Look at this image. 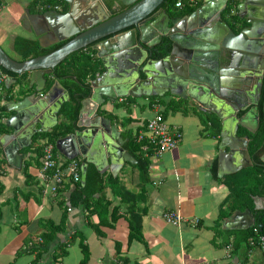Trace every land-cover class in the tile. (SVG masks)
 Instances as JSON below:
<instances>
[{
  "label": "crops",
  "instance_id": "0c3cea01",
  "mask_svg": "<svg viewBox=\"0 0 264 264\" xmlns=\"http://www.w3.org/2000/svg\"><path fill=\"white\" fill-rule=\"evenodd\" d=\"M207 1H210L211 8H215V4L219 2L188 0L189 6L200 4L199 7ZM98 2L103 6L102 0H71L72 5L67 0H62L54 7L49 6L48 0H0V46L13 59L23 61L25 55L33 49L22 46L19 40H27L43 48L69 40L60 36L59 25L48 16L49 11L66 13L72 7L77 15L82 12L92 14ZM219 7L222 8L221 5ZM239 12L242 13L235 8L237 15ZM220 20L233 27L231 18L224 17L223 11ZM86 49L92 51L100 67L96 51L91 47ZM28 57L30 59L33 56ZM2 69L0 264H264L262 246L253 243L252 239L248 243L244 241L249 230L258 225L257 213L264 211V195L256 192L257 183L253 185L254 191L250 198L241 197V200L233 204L227 201L229 186H232L234 180L248 181L245 180V175L247 177L246 173H251L253 159L249 154L251 163L245 162V167H241L238 153L233 154L234 159L228 157L229 166H225L223 162L220 164L219 161L224 126L230 132L238 127L236 135L248 138V133L253 132L241 125L237 118L251 129H258L259 125L257 126L253 115L247 112L248 108L240 110L236 116L226 113L228 111L224 109L222 117H219L215 112L190 106L188 100L172 98L169 93H164L163 96L149 95L140 98L130 95L116 99L104 97V102L95 110L96 104L91 99L86 100L88 97L85 98L81 103L82 106L84 104V120L94 121V110L97 116L108 119L109 124L115 127L116 139H113L112 133L110 137L103 131L102 136H106L115 146L120 143L124 152L131 157L126 156L115 167L116 163L109 157V151H105V145L88 151V157L77 156L81 161L82 185L85 184L88 173L99 174L105 180L109 176L118 180L112 186L103 188L101 193L92 195L86 202L87 205L82 202L78 206H71L69 194L73 184L66 182L59 195L53 196L40 181L41 155L35 150L40 145L51 144L56 154L67 158L57 148V142L70 135L73 130L52 142L46 133L62 129L64 123L71 126L66 121L67 114L63 112L65 108H73L69 96L56 111V119H43L45 112H42L36 119L26 123L25 128L15 137L7 139V134L13 132V128L7 125V120L16 114L8 106L28 95L17 89L28 74H7ZM103 72L104 70L98 69L96 77L90 83ZM44 77L48 89L56 79L49 74ZM59 82L61 84L60 80ZM65 92L67 93L66 90ZM151 96L157 97L153 98L154 102ZM180 102L185 106L182 107ZM241 112L243 113L240 115ZM157 113L163 114L171 129L182 133V139L173 150L160 156L151 154L148 177L144 179L136 167L132 145L128 141L129 136L135 137L139 130H145L147 121ZM127 119L129 123L125 125ZM260 122L259 115L258 124ZM35 126L42 127L45 131L30 138L26 132ZM11 147L18 148L20 157L15 163L6 156V152L9 156L10 153L5 150ZM224 150L228 151V148ZM261 162L264 165L262 160ZM83 164L85 173H82ZM235 166L234 170L239 168L232 171ZM238 176H242L241 179ZM92 205L96 209L92 210ZM176 211L183 217L179 226L167 223L163 217L166 212ZM139 218L140 234L129 238L130 221H137ZM195 219L198 223L193 225ZM54 225L59 227L58 231L54 229ZM50 229L55 232L52 238L49 236ZM59 253H62V257Z\"/></svg>",
  "mask_w": 264,
  "mask_h": 264
},
{
  "label": "water",
  "instance_id": "95a60500",
  "mask_svg": "<svg viewBox=\"0 0 264 264\" xmlns=\"http://www.w3.org/2000/svg\"><path fill=\"white\" fill-rule=\"evenodd\" d=\"M67 1L72 5L71 0ZM237 1H241L236 4L237 10L242 11L237 15V25L241 27L238 33L220 20L228 0H219L215 8H211L210 1H207L191 14L178 17H171L163 10L164 0H102L103 6L96 3V12L92 14L82 12L77 15L72 7L66 13L49 11L48 16L59 25L60 36L69 39L65 44L24 61L13 59L0 46V69L28 74L17 87L28 95L8 106L16 114L7 120L13 132L6 138L15 137L26 123L42 112H45L43 119L57 118L56 111L68 100V94L56 77L46 89L44 75L55 76L54 69L59 63L87 47L96 51L104 68V72L91 82V96L86 99L96 104L95 110L104 102V97L116 99L130 95L140 98L169 93L188 100L190 106H199L202 111L215 112L219 117H222L224 109L236 116L237 112L248 108L247 112L253 115L258 126L257 106L264 94V0ZM163 37L168 40L163 48L167 53L165 56H161L162 51L156 47ZM156 54L161 57L157 58ZM95 110L89 112L94 113V121L84 120L83 104L76 128L57 142V148L65 157L72 159L88 157V151L105 145V151H109V157L118 167L126 156L131 155L124 152L120 143L115 146L102 136L103 131L109 136L112 133L116 139L117 133L109 120L97 116ZM238 120L249 131H255ZM37 123L43 127L38 120ZM42 127L29 128L26 133L32 138L45 131ZM237 130L238 127L230 132L223 127L220 164L223 162L229 166L227 159L233 158L234 153L239 154L241 167L246 166L245 162L251 163L248 152L250 139L238 137ZM226 147L228 151L224 150ZM17 149L5 150L10 153L9 156L6 152V156L12 163L20 157ZM261 160L264 163V153ZM84 165L82 173L86 172ZM235 168L232 171L239 167Z\"/></svg>",
  "mask_w": 264,
  "mask_h": 264
},
{
  "label": "trees",
  "instance_id": "16d2710c",
  "mask_svg": "<svg viewBox=\"0 0 264 264\" xmlns=\"http://www.w3.org/2000/svg\"><path fill=\"white\" fill-rule=\"evenodd\" d=\"M48 1L50 2L49 4L50 7H54L58 3L62 2V0H48ZM176 2L177 0H164L162 6L165 7L166 10L177 9L178 13L180 14H190L193 11H195L200 5L198 4V5L189 6L188 0H185L184 6L178 9L176 7ZM236 4L237 3L234 0L228 1L223 11V16L230 17L232 23L238 22L237 14L235 13ZM240 29L241 27L238 26L236 31H239ZM19 41L23 44L22 46L33 49L32 52H29L27 53V55H25V57L22 59L24 61L27 60V58H29L28 56L36 57L39 55L47 54L59 48L69 40H65L60 44L50 48L38 47L36 44H32L30 41L27 40H19ZM157 58H160V56H157ZM98 67H99L98 61L94 58L92 51H89L87 49H81L79 51L70 54L55 67L54 69L55 77L59 78L61 84L67 91L69 100L73 108L72 110L71 109L69 110L67 108L63 109V112L67 114L66 121L68 122V124L70 122L71 126H66L67 124L64 123L62 129L60 130L53 129L51 132L46 133V135H48L49 137L50 142H52L53 140L59 137H63L64 134L69 133L70 131L76 128V122L78 118V112L81 107V103L85 98L89 97L91 93L90 80L96 77L98 69L104 70V68L101 65V62H100V67L99 68ZM4 72L7 74H12L7 70H4ZM151 98H152V102H154L155 100L153 98H157V97L151 96ZM180 104L182 105V107L185 106V104H183L182 102H180ZM175 108H172V110L174 111ZM69 113L71 114L69 115ZM128 123H129V119H127L124 124L126 125ZM248 135L250 139L248 151L253 159L254 166L250 169L251 173H246L247 177L245 175V180L248 181L241 182L237 180L235 182L234 180L231 183L232 186L228 185L230 189V195L227 201L232 204L234 202L236 203L237 201H239V199L241 200L243 197L250 198L254 191L253 185L255 184V182L257 183L255 185L257 189L256 192H258L261 195H264V165H262L261 162V155L263 154L264 151V115H262V119L258 126V129L253 133H248ZM128 143L132 145L131 151H133V155L136 159V167L138 168L141 177L145 179L146 177H148L150 156L152 154V151L147 150L143 152L142 149L143 146L141 143L137 142L136 137L129 136ZM42 148L43 146L40 145L35 149L39 155L42 154ZM213 171H215V169ZM249 174L252 177L251 179L249 178L250 177ZM241 177L242 176H238V178L240 179ZM117 180H118L117 178L112 176H109L105 180L102 179V177L99 174L92 173L91 175L88 173L84 185H82L80 179L73 183V189L70 191L69 194V204H71V206L72 205L78 206V204L83 202L84 204L87 205L86 202H88L89 198H91L92 195L96 193H101L103 188H105L106 186H112V184H114L115 181ZM240 206L241 205H239V207ZM92 207H93L92 210L96 209L94 205H92ZM258 215H259L258 225L253 226L249 230V232L246 234V237H244V241L248 243L249 239H252V242L254 240L253 243L259 244L261 246L262 245L261 243H264V211L257 213V217ZM50 226H52V224ZM140 226H141L140 218L137 221L134 220L130 221L129 238L139 236L138 234H140ZM58 228L59 227L54 225V229H57L58 231L59 230ZM49 233H50L49 236L52 238L55 232H52L50 229ZM59 254L62 257V253Z\"/></svg>",
  "mask_w": 264,
  "mask_h": 264
},
{
  "label": "built area",
  "instance_id": "2783aa9c",
  "mask_svg": "<svg viewBox=\"0 0 264 264\" xmlns=\"http://www.w3.org/2000/svg\"><path fill=\"white\" fill-rule=\"evenodd\" d=\"M185 0H177L176 7H181ZM2 82L0 78V83ZM182 139V133L173 130L164 119L163 114L157 113L147 121L145 130H139L136 140L143 146V151L153 149V156H160L166 151L173 150ZM41 169L39 178L53 196H58L66 182L74 183L80 179L81 161L78 158H64L56 154L51 144H44L40 156ZM71 208H69L70 210ZM167 223L179 226L182 215L176 212H166L163 215ZM198 220L195 219L196 225ZM264 251V243H261Z\"/></svg>",
  "mask_w": 264,
  "mask_h": 264
},
{
  "label": "flooded vegetation",
  "instance_id": "af4514ba",
  "mask_svg": "<svg viewBox=\"0 0 264 264\" xmlns=\"http://www.w3.org/2000/svg\"><path fill=\"white\" fill-rule=\"evenodd\" d=\"M185 4V3H184ZM184 4L181 6V7H177L178 9H180V8H182L183 6H184ZM161 7L163 8V10H165L171 17H178V16H185V15H189V14H180V13H178V11H177V9H171V10H166L165 9V7H163L162 5H161ZM200 7H198L197 9H199ZM196 9V10H197ZM195 10V11H196ZM194 12V11H193ZM191 14V13H190ZM233 29L235 30V32L236 33H238L239 31H236V29L238 28V25H237V23H233ZM231 27V26H230ZM167 43H168V40L167 39H164V37L162 38V41H161V43H159L158 45H156V47H158L159 48V50L160 51H162V53H161V56H165V55H167V53H165L164 52V50H163V48H164V46H166L167 45ZM165 53V54H164ZM156 57L157 56H160V55H155ZM160 56V57H161ZM263 90H264V88H263ZM166 95V94H165ZM163 96V95H162ZM172 98H175L174 96H171ZM264 95H262L261 96V98H260V100H259V104H258V110H259V115L261 116V119H262V115H264ZM206 112H208V111H206ZM205 112V113H206ZM243 112H241L240 113V115L242 114ZM263 113V114H262ZM261 157H262V155H261Z\"/></svg>",
  "mask_w": 264,
  "mask_h": 264
},
{
  "label": "clouds",
  "instance_id": "9594fccd",
  "mask_svg": "<svg viewBox=\"0 0 264 264\" xmlns=\"http://www.w3.org/2000/svg\"><path fill=\"white\" fill-rule=\"evenodd\" d=\"M136 137V136H135Z\"/></svg>",
  "mask_w": 264,
  "mask_h": 264
},
{
  "label": "rangeland",
  "instance_id": "374dc122",
  "mask_svg": "<svg viewBox=\"0 0 264 264\" xmlns=\"http://www.w3.org/2000/svg\"><path fill=\"white\" fill-rule=\"evenodd\" d=\"M16 98V97H15Z\"/></svg>",
  "mask_w": 264,
  "mask_h": 264
}]
</instances>
